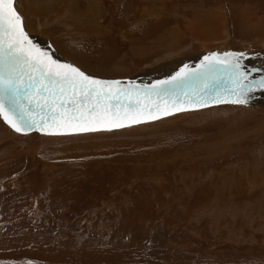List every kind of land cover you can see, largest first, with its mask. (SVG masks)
Here are the masks:
<instances>
[{
    "label": "rangeland",
    "instance_id": "obj_1",
    "mask_svg": "<svg viewBox=\"0 0 264 264\" xmlns=\"http://www.w3.org/2000/svg\"><path fill=\"white\" fill-rule=\"evenodd\" d=\"M15 7L41 48L98 79L142 85L147 75L151 85L185 67L172 64L213 52L244 53L250 78L264 75V0H15ZM257 92L247 105L207 108L228 112L195 109L74 136L21 135L0 120V264H264V92ZM77 146L88 147L81 163L60 153Z\"/></svg>",
    "mask_w": 264,
    "mask_h": 264
},
{
    "label": "snow or ice",
    "instance_id": "obj_2",
    "mask_svg": "<svg viewBox=\"0 0 264 264\" xmlns=\"http://www.w3.org/2000/svg\"><path fill=\"white\" fill-rule=\"evenodd\" d=\"M244 58L213 52L151 85L98 79L41 48L15 0H0V120L21 135L56 136L125 128L210 105H247L253 93L264 92V75L251 79Z\"/></svg>",
    "mask_w": 264,
    "mask_h": 264
},
{
    "label": "bare ground",
    "instance_id": "obj_3",
    "mask_svg": "<svg viewBox=\"0 0 264 264\" xmlns=\"http://www.w3.org/2000/svg\"><path fill=\"white\" fill-rule=\"evenodd\" d=\"M124 4V3H123ZM122 5H120V14L122 15L123 14V7H121ZM115 7V6H114ZM116 8V7H115ZM122 8V9H121ZM19 10H21V9H18V11ZM117 14V13H116ZM25 27V26H24ZM26 28V27H25ZM75 45V44H74ZM68 47H70V49H72V51H75L76 50V48L73 46V44L72 43H70V46L69 45H67ZM236 47V46H235ZM66 48V47H65ZM89 48V47H88ZM79 50V49H78ZM66 51V50H65ZM70 53H71V51H70ZM197 55V54H196ZM200 58H204V57H201V56H199V55H197V57H190L189 59H186V60H182V61H180L178 64L176 63V64H172L171 66H173L174 68L175 67H179L180 68V66L183 64V66H189L190 65V63H195V62H198V60L200 59ZM262 61V60H261ZM182 66V67H183ZM169 69H171V68H169ZM247 71V70H246ZM169 72V71H168ZM166 73V72H165ZM163 75H165V74H163ZM147 75H144V77H146ZM154 76V75H153ZM170 75H168V74H166L164 77H165V80H167V78L169 77ZM144 77H140L142 80H143V84L142 85H145V84H147L148 83V81L147 80H145L144 81ZM147 78V77H146ZM150 78V77H149ZM133 80V79H132ZM142 83V82H141ZM256 93H258V92H256ZM253 97V96H252ZM207 108H209V107H207ZM207 108H204L203 110H201V111H197V112H194V115H196V114H199V115H202V114H205V113H211L212 111H214V110H223V111H229V109H228V107H225V106H220V107H213V108H211V109H207ZM207 109V110H206ZM222 111V112H223ZM226 112V113H227ZM225 113V112H224ZM185 114H187V113H185ZM180 115H183L184 116V114H179V115H176V116H180ZM188 115V114H187ZM175 116V117H176ZM203 116V115H202ZM201 116V117H202ZM206 116V115H205ZM172 117H170V118H167V119H163V120H160V122L158 123V124H160V123H166V122H169L168 120H170ZM177 119V118H176ZM178 120V119H177ZM180 121V120H179ZM156 122H158V121H156ZM157 124V123H156ZM154 125V124H153ZM62 137V136H61ZM117 144V143H116ZM99 145V144H98ZM68 149V148H67ZM87 149H88V147L87 146H77V147H69V149L68 150H64L63 149V151H61L60 150V153H64L65 154V156L68 158L70 155H73V156H71L70 158L71 159H73L74 161H77V162H79V163H81L84 159H85V157H86V155H85V152L87 151ZM78 150H80V153L79 154H76L77 153V151ZM74 154H76V155H74ZM60 157H62L60 154H57L56 155V157H54V160L55 159H57V158H60ZM122 157V156H121ZM88 164V162L86 163L85 162V165H87ZM78 175V172H76V174H71L70 175V177L71 176H77ZM77 178V177H76ZM72 179V178H71ZM88 255V254H87ZM7 257V256H6ZM5 261V260H4ZM8 261V260H7ZM9 261H11V260H9ZM15 261V260H14ZM35 261V260H34ZM42 261V260H41ZM79 261V260H78ZM92 262V261H91ZM30 263V262H29ZM46 263V262H45ZM32 264H34L33 262H32ZM82 264H86V263H82Z\"/></svg>",
    "mask_w": 264,
    "mask_h": 264
}]
</instances>
